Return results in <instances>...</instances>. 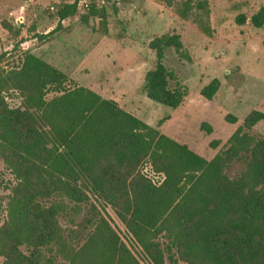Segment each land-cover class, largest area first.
I'll list each match as a JSON object with an SVG mask.
<instances>
[{
  "label": "trees",
  "instance_id": "1",
  "mask_svg": "<svg viewBox=\"0 0 264 264\" xmlns=\"http://www.w3.org/2000/svg\"><path fill=\"white\" fill-rule=\"evenodd\" d=\"M60 1V21L75 15L79 0ZM196 1V8L207 7V0ZM193 3L185 1L181 16ZM236 21L245 23V15ZM250 22L263 25L264 6ZM149 47L155 65L144 75L146 97L176 108L188 89L164 60L167 48L182 50L180 35H159ZM219 85L212 79L200 95L212 99ZM10 92L18 93L19 105H9ZM225 120L236 123L237 117L228 113ZM260 121L264 111H249L226 147L207 160L115 100L71 86L63 71L24 53L18 66L0 67V158L16 180L0 228L5 264H45V250L67 264H141L101 215L81 243L68 238L58 221L63 199L78 206L89 195L113 210L148 264H264V134L252 132ZM242 157L244 169L230 177L228 167ZM143 162L163 178L141 172ZM51 196L59 200L45 205Z\"/></svg>",
  "mask_w": 264,
  "mask_h": 264
},
{
  "label": "rangeland",
  "instance_id": "2",
  "mask_svg": "<svg viewBox=\"0 0 264 264\" xmlns=\"http://www.w3.org/2000/svg\"><path fill=\"white\" fill-rule=\"evenodd\" d=\"M185 1L81 0L75 15L60 21V0H0V67L18 66L24 53L31 52L54 63L68 76L71 86H84L115 100L126 111L209 160L226 147L249 111H264V23L255 27L250 22L264 0H207L205 9L196 8L197 1L193 0L188 15L183 17L180 12ZM239 14L245 15V23H237ZM165 33L179 34L183 44L181 51L173 47L165 50L167 69L188 89L176 108L150 100L144 90V75L155 65L149 42ZM214 78L219 80V88L212 99H205L200 90ZM6 100L10 106L21 102L16 92L8 93ZM228 113L237 117L236 123L225 120ZM165 116L168 119L159 123ZM252 132L264 134V121L258 122ZM245 163V157L233 161L227 174L236 177ZM139 169L155 181L159 176L163 178L146 162ZM15 183L14 175L0 158V228L7 220L8 200ZM58 200V196H51L43 203ZM63 200L66 209L59 213L58 221L74 244L83 241L95 217L101 215L140 263L148 264L108 205L93 195L78 206ZM20 249L28 252L25 246ZM44 253L45 264H67L54 253ZM0 264H5L1 246Z\"/></svg>",
  "mask_w": 264,
  "mask_h": 264
},
{
  "label": "crops",
  "instance_id": "3",
  "mask_svg": "<svg viewBox=\"0 0 264 264\" xmlns=\"http://www.w3.org/2000/svg\"><path fill=\"white\" fill-rule=\"evenodd\" d=\"M49 62V61H48ZM54 66H56L54 63H52ZM149 124V123H148ZM149 125H151V124H149ZM161 130H162V128H161ZM161 133H162V131H161ZM167 136H169V137H171V135H168V133L166 134ZM172 138V137H171Z\"/></svg>",
  "mask_w": 264,
  "mask_h": 264
},
{
  "label": "built area",
  "instance_id": "4",
  "mask_svg": "<svg viewBox=\"0 0 264 264\" xmlns=\"http://www.w3.org/2000/svg\"><path fill=\"white\" fill-rule=\"evenodd\" d=\"M82 3L81 0L79 1V4Z\"/></svg>",
  "mask_w": 264,
  "mask_h": 264
}]
</instances>
